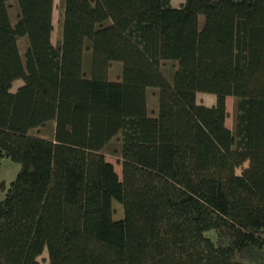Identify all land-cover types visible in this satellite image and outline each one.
Masks as SVG:
<instances>
[{
    "label": "trees",
    "instance_id": "16d2710c",
    "mask_svg": "<svg viewBox=\"0 0 264 264\" xmlns=\"http://www.w3.org/2000/svg\"><path fill=\"white\" fill-rule=\"evenodd\" d=\"M10 1L0 164L19 170L0 200V264H40L45 251L47 264H264V0H61L56 45L54 0H14V23ZM115 139L121 180L104 154Z\"/></svg>",
    "mask_w": 264,
    "mask_h": 264
},
{
    "label": "rangeland",
    "instance_id": "374dc122",
    "mask_svg": "<svg viewBox=\"0 0 264 264\" xmlns=\"http://www.w3.org/2000/svg\"><path fill=\"white\" fill-rule=\"evenodd\" d=\"M184 0H171V5L175 8H180L183 6ZM8 12L10 16V20L12 23H14L17 19L18 15V8L16 1H10L8 2ZM60 7H61V0H54V8H53V33H52V43L54 45L57 44L58 39L60 37ZM202 22V20H200ZM200 22V24H201ZM28 45V39L26 37L20 38L18 40V46L20 50V55L23 58L24 57V51ZM88 45V43H85V47ZM90 58L91 54L90 52L85 48L83 50L82 55V69L83 71H89L90 69ZM175 61H166L163 62V65L161 67V71L164 74V76L168 79V81L172 80V75L176 67ZM121 70H122V63L120 62H112L111 68L109 70V80L110 81H117L121 76ZM22 84V81H16L12 86V92L16 91V89ZM196 102L197 104L204 105L206 107H212L216 103V98L213 95L204 94V93H198L196 95ZM234 100L232 98L226 99V110H227V118L225 121V124L228 128L233 129V121H234ZM157 108H158V99H157V90L155 89H148L147 90V110L148 114L150 116L157 114ZM52 130V126H49L47 129H44L42 132L46 136H50ZM119 147L118 140L115 139L106 149L104 150L105 154V160L111 163L114 166V170L116 174L119 176V179L121 180V166H120V160L118 158L117 149ZM247 164H244L242 168H239L236 170V174L240 175L242 172V169L246 168ZM19 170V165L13 161H11L9 158H3L1 160L0 164V200H3L5 197L6 190L9 187V184L15 179L17 173ZM4 185L3 188H1V185ZM112 210H113V219L114 220H120L123 217V207L120 203L113 200L112 201ZM206 236L210 239H214L215 233L213 231H209L206 233ZM38 261L40 264H47V253L46 251L38 258ZM240 264V263H235Z\"/></svg>",
    "mask_w": 264,
    "mask_h": 264
},
{
    "label": "crops",
    "instance_id": "0c3cea01",
    "mask_svg": "<svg viewBox=\"0 0 264 264\" xmlns=\"http://www.w3.org/2000/svg\"><path fill=\"white\" fill-rule=\"evenodd\" d=\"M230 129V128H229Z\"/></svg>",
    "mask_w": 264,
    "mask_h": 264
}]
</instances>
